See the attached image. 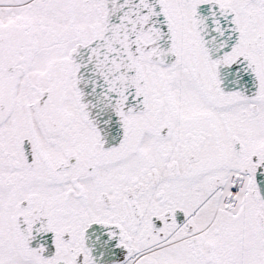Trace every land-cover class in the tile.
Returning a JSON list of instances; mask_svg holds the SVG:
<instances>
[{"label": "snow or ice", "instance_id": "snow-or-ice-1", "mask_svg": "<svg viewBox=\"0 0 264 264\" xmlns=\"http://www.w3.org/2000/svg\"><path fill=\"white\" fill-rule=\"evenodd\" d=\"M0 264H264V0H0Z\"/></svg>", "mask_w": 264, "mask_h": 264}]
</instances>
